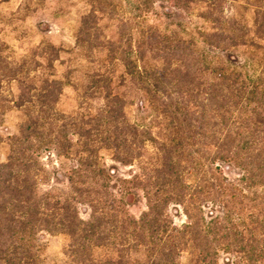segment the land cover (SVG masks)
Instances as JSON below:
<instances>
[{
  "label": "trees",
  "instance_id": "obj_1",
  "mask_svg": "<svg viewBox=\"0 0 264 264\" xmlns=\"http://www.w3.org/2000/svg\"><path fill=\"white\" fill-rule=\"evenodd\" d=\"M138 1L140 13L150 12L154 0ZM165 1L183 10L219 2ZM255 16L264 42V10ZM205 18L215 26L200 34V51L196 38L173 44L150 30L154 63L128 40L90 46L123 66L154 127L128 119L109 74L90 76L85 93L101 98L95 110L65 114L57 109L61 81L35 84L37 68L0 63V114L24 115L0 162V264H45V235L67 237L72 264H264V60L258 76L245 73L228 52L255 46L250 30L221 14ZM12 82L19 92L8 99L3 87ZM148 143L152 161L130 178L118 175L117 164L141 162ZM104 152L115 164L106 165ZM47 154L57 159L53 169ZM139 191L147 211L137 218L128 207ZM170 209L186 217L181 225Z\"/></svg>",
  "mask_w": 264,
  "mask_h": 264
},
{
  "label": "rangeland",
  "instance_id": "obj_2",
  "mask_svg": "<svg viewBox=\"0 0 264 264\" xmlns=\"http://www.w3.org/2000/svg\"><path fill=\"white\" fill-rule=\"evenodd\" d=\"M138 0H0V63L9 66L26 62L32 71L35 84L54 79L63 83L57 109L65 114H75L95 110L101 103L100 97L85 92L94 73L109 74L113 78V91L127 99L125 108L128 119L146 128L158 122L156 115L139 101L135 84L125 74L121 64L109 63L105 49H90V46H107L111 42L128 41L136 48L142 45L149 62H156L150 44L151 31L159 33L164 40L173 44L189 43L190 39L199 40L196 48L202 47L200 34L214 31L213 18L206 19L210 13L221 14L233 19L238 25L250 30L248 41L255 46H240L229 51L231 60L245 66V73L253 78L260 73L264 60V44L255 32V12L264 10V0H219L217 6L210 3H193L188 10L174 7L165 0H154L148 13H140L136 8ZM90 26L91 37L83 42L81 30ZM151 30V31H150ZM128 40V41H127ZM82 42V46L79 45ZM153 46H157L153 43ZM53 47L54 50H51ZM200 51V50H199ZM53 67H50V63ZM1 73V71H0ZM19 92L16 82L7 83L3 94L14 98ZM24 120L21 110L13 108L0 114V162H6L9 152V137L18 134ZM157 127L153 128L156 132ZM156 154L152 143L142 161L131 165L117 164V174L130 178L139 173L143 163H150ZM107 166L115 164L108 152L103 153ZM49 169L57 165L53 154L43 157ZM229 178H236L237 171H225ZM66 186V181L61 182ZM247 192V191H246ZM129 212L139 218L147 211L146 200L138 192V200L128 207ZM175 223L181 225L186 217L170 209ZM87 217V214H83ZM47 248L42 254L45 264H72L67 256V237L45 235Z\"/></svg>",
  "mask_w": 264,
  "mask_h": 264
}]
</instances>
